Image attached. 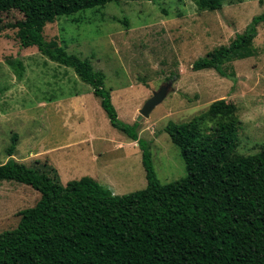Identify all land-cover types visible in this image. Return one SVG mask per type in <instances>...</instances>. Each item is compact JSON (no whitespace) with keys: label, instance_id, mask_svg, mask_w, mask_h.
Masks as SVG:
<instances>
[{"label":"rangeland","instance_id":"1","mask_svg":"<svg viewBox=\"0 0 264 264\" xmlns=\"http://www.w3.org/2000/svg\"><path fill=\"white\" fill-rule=\"evenodd\" d=\"M261 12L264 0H224L212 11L198 10L192 0H121L57 17L44 26L43 36L104 73L119 118L139 123L138 136L148 141L156 176L164 183L186 173L164 126L190 120L214 100L236 105L239 153H254L264 143V22L253 39L254 54L225 63L230 76L192 68L196 58L228 44ZM21 16L17 10L0 12V24ZM15 31H0V163L10 158L6 148L16 133L11 157L53 167L49 173L62 184L90 177L114 194L144 188L137 141L110 124L99 98L71 67L49 60L35 46H21ZM15 59L23 67L20 75ZM170 79L172 91L138 120L152 91ZM38 196L29 185L1 180L0 231L13 228L18 211Z\"/></svg>","mask_w":264,"mask_h":264},{"label":"trees","instance_id":"2","mask_svg":"<svg viewBox=\"0 0 264 264\" xmlns=\"http://www.w3.org/2000/svg\"><path fill=\"white\" fill-rule=\"evenodd\" d=\"M121 0H0V12L21 18L0 24L16 28L23 47L37 50L73 69L99 98L110 124L137 141L145 172L144 188L114 194L90 177L62 184L53 167L28 166L11 157L17 134L0 163L3 179L39 192L32 206L18 211L13 228L0 231V264H264V143L254 153L237 151L240 119L236 105L220 98L188 121L164 126L185 163V175L160 182L138 122L121 120L104 87L105 76L88 58L68 54L43 28L57 17ZM198 10L220 9L224 0H192ZM264 12L253 15L228 44L192 62L194 70L213 69L252 56ZM20 75L22 64L15 59Z\"/></svg>","mask_w":264,"mask_h":264},{"label":"water","instance_id":"3","mask_svg":"<svg viewBox=\"0 0 264 264\" xmlns=\"http://www.w3.org/2000/svg\"><path fill=\"white\" fill-rule=\"evenodd\" d=\"M172 83L173 81L171 79L162 82L156 90L152 91V95L146 99L138 110V120L142 117H148L152 109L160 103L170 91H172Z\"/></svg>","mask_w":264,"mask_h":264},{"label":"crops","instance_id":"4","mask_svg":"<svg viewBox=\"0 0 264 264\" xmlns=\"http://www.w3.org/2000/svg\"><path fill=\"white\" fill-rule=\"evenodd\" d=\"M92 90V89H91ZM93 93V92H92Z\"/></svg>","mask_w":264,"mask_h":264}]
</instances>
